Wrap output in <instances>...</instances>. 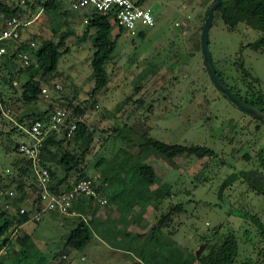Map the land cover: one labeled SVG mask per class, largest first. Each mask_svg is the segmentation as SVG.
I'll return each mask as SVG.
<instances>
[{
  "label": "rangeland",
  "instance_id": "rangeland-1",
  "mask_svg": "<svg viewBox=\"0 0 264 264\" xmlns=\"http://www.w3.org/2000/svg\"><path fill=\"white\" fill-rule=\"evenodd\" d=\"M225 1L234 3L240 21L230 29L221 13L215 11L209 32L214 62L225 71L226 81L244 95L251 78L238 68L241 59L255 78L250 94L264 96V48L248 46L264 29V22L251 14L259 0ZM144 4L153 9L155 24L139 25L144 36L128 29L121 32L117 47L105 64L109 83L95 95L92 58L97 34H87L86 15L65 0L58 11L42 10L39 4L30 8L28 17L22 18L31 21L23 26L22 33L29 42L39 44L43 37L58 38L61 31L69 28L76 33L61 50L57 71L42 81L47 93L42 92L36 101L26 104L18 77L13 86H5L4 93L11 104L7 113L18 119L33 109L46 110L51 103L53 108L68 102L80 106L85 111L81 118L87 128L71 139V148L85 154L88 173L116 172L111 180L124 179L119 187L123 192L135 183L134 174L139 176L136 162L150 164L155 172L152 193L148 192L149 198L145 197L140 205L128 202L126 215L138 218L149 229V222H158L173 206L182 204L183 209L174 211L163 228L174 233L171 238L177 247L166 257H175L176 264H197L194 254L201 247L200 252L205 249L203 243L199 244L203 236L221 240L231 233L239 242L233 264H264V239L255 219L264 223V192L255 190L241 175L243 169L264 167L257 160L258 151L264 146V121L230 101L209 75L202 49L209 0H146ZM113 32H119V27L115 26ZM65 48L68 51H63ZM26 78L22 74V80ZM14 84L20 87L19 91ZM13 125L4 122L5 127ZM150 139L208 146L216 150L217 156L184 154L171 159L148 145ZM246 151L250 159L244 157ZM10 162L11 154L0 152V173ZM4 174L0 191L7 184ZM233 176L237 179L230 181ZM153 193L164 196L155 197ZM45 216L36 234V262L68 264L70 255L62 245L67 229L50 219L49 213ZM35 225L37 222L30 220L26 226ZM22 233L15 227L11 246H4L0 258L10 261L15 256L20 247L17 235ZM166 238L161 234L155 243ZM118 254L125 258L121 264H144L131 262L124 252Z\"/></svg>",
  "mask_w": 264,
  "mask_h": 264
},
{
  "label": "trees",
  "instance_id": "trees-1",
  "mask_svg": "<svg viewBox=\"0 0 264 264\" xmlns=\"http://www.w3.org/2000/svg\"><path fill=\"white\" fill-rule=\"evenodd\" d=\"M62 1L63 0H28V3L23 5L16 0H0V36L3 32L1 24L5 20L13 17H18L21 20L24 17L27 18L29 9L36 8L37 4L42 6V9L58 11L62 7ZM65 1L71 3L74 9L82 11L84 15H86L85 20L87 19V34L90 33V31H94L97 34L95 38L96 50L92 58L96 83L93 90V94L95 95L99 90L104 89L109 83V73L105 64L115 51L117 47V40L125 28L118 24L116 17L111 13L96 11L94 9L83 11L80 8L73 6L74 2L82 3L83 0ZM145 1L146 0H138V3L143 4ZM210 6L211 4L208 5V8ZM216 11L221 13L224 22L230 29L236 28L238 22L240 21V15L234 3L222 0L221 5L216 9ZM251 14L260 18L261 21L264 22V0H259L252 7ZM115 26L119 27V32L116 34L113 32ZM22 33L23 28H21V37L19 39H7L0 41V44H5L7 47L5 59L0 62V152L11 154V162L8 166H6V169L10 168V171L7 172V170H5L3 172V174L5 173L3 180L7 184L4 185L0 193L8 191L9 188H14L17 191V201L23 199L25 195H28V199L30 196L29 200H31L35 206L38 198L34 194L29 195L28 191V186L32 183L30 182L31 160L18 151V144L22 139H26L28 136V132L25 127L30 126V124L36 119H48L55 107L53 108V104L51 103V107L46 110H31L27 112V114L18 117V119H14L7 113L11 104L8 103L4 90L5 86L8 84L13 86L15 77H18L21 81L20 85L25 103L28 104L36 101L43 94V79L57 71L61 50L66 47L67 39L76 32L74 29L69 28L61 31L58 38L43 37L40 40V43H36L35 45H32L31 42L23 38ZM138 35L144 36L145 32L139 31ZM248 46L254 49L264 48V29L262 31V35L254 42L248 43ZM22 50L28 51L31 55V62L28 65H22L18 59V54ZM238 68H241L243 72L251 78L249 88L244 94L245 96L241 93L238 87L226 81L227 78L225 71L218 69L216 66L220 77L231 88V90L235 92V94H237L244 101L257 106L264 112V96L251 95L249 92L252 78L253 80L255 79L253 74L245 66L241 59H239ZM22 74L27 75L25 80H22ZM14 87L15 90L19 91L20 87L17 85ZM57 107L67 108L69 111L68 122L71 119L79 120L74 136L67 137L65 134L58 132L57 130H52L47 136L45 142V155L43 158L44 163L49 167L52 175V188L59 191L69 186H73L83 177H92L88 173L85 166V154H78L71 148V139L86 131V122L81 118L85 114V111L80 106L74 105L72 102H68L67 104ZM71 108L73 109L72 112L70 111ZM4 122L14 125L11 128H9V126L5 127ZM21 137L22 139L20 140L19 138ZM148 145L152 146L164 156L171 159L184 154H195L199 157L217 156V152L214 148L203 145H187L180 142L168 143L159 139H150L148 141ZM243 155L247 159L251 158L248 151H246ZM257 160L260 165L264 166V146L258 151ZM136 164L139 166L138 173L139 176L142 177L141 189L142 192H144L143 197L137 202L138 205H140L144 202L145 197L149 198L147 194L152 191L150 187L154 185L155 172L150 164L143 162H136ZM128 165L129 163L127 166ZM113 173L117 174L114 171ZM113 173L111 175H114ZM3 174L2 172L0 173V178ZM241 175L243 176V171H241ZM236 179L237 177L233 176L229 180L234 181ZM145 186L147 187L146 189ZM161 195L164 196L163 194H154L155 197H160ZM158 201L161 203V199ZM94 202H96V200L93 197L80 193L73 199L72 205L69 209L70 213L64 214L66 216H71L74 223L65 243L63 244L64 250L69 255L70 252L74 250H82L94 236V226L96 225V227H98L94 218H96L98 213H100L99 211H102L100 206L94 205ZM130 204L136 206L135 203ZM98 205L101 204L98 203ZM117 207L121 209V215L119 217L123 216L125 219L127 218L130 223L139 222L138 218L126 215L127 211L125 209L127 207V203L120 202L117 204ZM31 208L32 206H30L28 212L22 214L19 211V202H16L14 215L10 216L8 211L4 208L0 211V250L3 249L4 246H11V235L14 233L15 227L17 231L23 223L30 220V215L32 213ZM107 209H111V207H107ZM179 209H183L182 204L180 203L173 206L166 214H163L158 222L150 223L148 227L149 229L145 228V231L137 233V235L142 238V243L139 245L140 248L146 242L159 237L160 231L165 227L164 224L166 223V220L169 217L171 218L173 216L172 213L174 214V211H178ZM104 210L102 212H105ZM255 219L260 226L261 235L264 239V223L257 217ZM109 220L110 219H108V221ZM119 220H121V218H117L114 223L118 224ZM113 227L115 226L113 225ZM128 235L131 239L136 236V234L131 232H128ZM202 238L203 239L199 244L203 243V248L205 249L199 254L195 251L194 260L197 264H233L239 251V242L233 233L225 236L221 240H214L212 238H208V236H203ZM17 240L20 247L18 248L15 256L10 261L0 258V264H40L36 262L39 252L36 249L35 242L32 238H30L28 234H18ZM138 251L139 250H137V252Z\"/></svg>",
  "mask_w": 264,
  "mask_h": 264
},
{
  "label": "built area",
  "instance_id": "built-area-1",
  "mask_svg": "<svg viewBox=\"0 0 264 264\" xmlns=\"http://www.w3.org/2000/svg\"><path fill=\"white\" fill-rule=\"evenodd\" d=\"M16 1L23 5L28 3V0ZM73 6L81 10L94 9L96 11L111 13L116 17L120 26L135 34L139 32L138 28L140 24L154 25L156 22V15L151 6L144 3L139 4L138 0H83L82 3L74 2ZM38 16L39 14H36L35 18ZM29 23L31 21H23L18 17L5 20L2 23L3 32L0 36V41L19 39L21 37V28ZM31 44L35 45L36 42L32 41ZM6 52V45L0 44V62L5 59ZM18 59L22 65H28L31 62V55L28 51L22 50L18 54ZM47 91V88H43L44 93H47ZM68 116L69 111L67 108L57 107L48 119H36L30 126L25 127L28 136L26 139L20 141L18 151L31 160L30 182L32 183L28 186V191L29 195H36L38 201L34 206L32 201L29 200L30 196L28 199V195L17 201L16 189L9 188L8 191L0 193V197L2 198V207L8 211L10 216L14 215L16 202H19V211L22 214L28 212L30 206H32L30 220L34 221H40L45 214L50 212L69 214L73 199L80 193L93 197L101 205L108 203V198L103 195V192L97 188L94 181L89 177H83L73 186L59 191L52 188V175L43 159L45 155V142L52 130H57L67 137L74 136L79 120L71 119L68 122ZM6 170L9 172L10 168Z\"/></svg>",
  "mask_w": 264,
  "mask_h": 264
},
{
  "label": "crops",
  "instance_id": "crops-1",
  "mask_svg": "<svg viewBox=\"0 0 264 264\" xmlns=\"http://www.w3.org/2000/svg\"><path fill=\"white\" fill-rule=\"evenodd\" d=\"M213 2L214 0H209L210 4H212ZM63 51L66 52L68 51V49L66 50L65 48ZM33 110L38 111L37 109ZM89 174L91 177H94L92 178L101 188L103 194L108 198L109 201L106 205H98L97 202H94L95 206H100V209L102 211L105 209V212L99 211L100 213H98L96 218H94L98 226H94V236L82 250H74L70 252V261L68 262V264H121L125 258L120 257L118 252H124L125 254H128L130 256L131 262L133 261V263L176 264L177 259L175 257H166L170 256V253H174L171 250H174V248L177 247L175 246L176 242L171 238L174 237V233H171V231L167 232L165 229L161 230L159 236L162 234V236L167 237L164 242H162L163 244L155 243L156 239L158 238L157 237L156 239H152L146 242L140 248L139 245L142 243V238L139 237L137 233L145 231L146 227L143 226L144 224L142 225L140 221L138 223H130L127 218L125 219V217L123 216L119 217L121 215V209L117 207V204H119L120 202H129L135 203L137 206L138 200H140L144 195L141 189L142 179L137 175V173L134 174L135 183H132V185L129 186V191L133 189V193L129 192L127 189L125 192L119 189L120 185H123V182H125L124 179L116 180L114 182L113 179V181L111 180V174L108 173ZM138 192H140L141 194ZM107 207H111V209H107ZM49 214L51 215L50 219L59 221L62 224V227L67 229L66 233L63 236V245L73 227V218L61 213L58 214L50 212ZM45 217L46 216H44V218ZM107 218L110 220L108 221ZM117 218H121V220L118 221V224H115L114 222L115 220H117ZM28 222H30V220L23 223L20 226L21 229L19 228V230L24 231V233H22L24 235L28 234L36 244V234L38 233V229L40 227L38 225L40 224V222H37V225L31 228L26 226ZM150 223L152 222H149V224ZM113 225L115 227H113ZM128 232L136 234V236L131 239L129 238ZM2 250L3 249L0 250V253ZM137 250L139 251L137 252ZM183 256L185 257L184 254ZM188 256L189 259H191V253H189Z\"/></svg>",
  "mask_w": 264,
  "mask_h": 264
},
{
  "label": "water",
  "instance_id": "water-1",
  "mask_svg": "<svg viewBox=\"0 0 264 264\" xmlns=\"http://www.w3.org/2000/svg\"><path fill=\"white\" fill-rule=\"evenodd\" d=\"M221 3L222 0H214V2L208 8L207 16L204 21V25L202 29V49H203L206 68L209 72V75L213 83L230 101L234 102L237 106H239L249 114L264 120V112L260 110L257 106H254L244 101L237 94H235V92L231 90V88L223 81V79L220 77V75L217 72L213 55L210 49L209 32L215 11L221 5ZM201 249L202 247L197 250V254L200 253Z\"/></svg>",
  "mask_w": 264,
  "mask_h": 264
},
{
  "label": "flooded vegetation",
  "instance_id": "flooded-vegetation-1",
  "mask_svg": "<svg viewBox=\"0 0 264 264\" xmlns=\"http://www.w3.org/2000/svg\"><path fill=\"white\" fill-rule=\"evenodd\" d=\"M264 121V120H263ZM243 176L245 181H248L253 185L255 190L264 192V167L243 169Z\"/></svg>",
  "mask_w": 264,
  "mask_h": 264
}]
</instances>
